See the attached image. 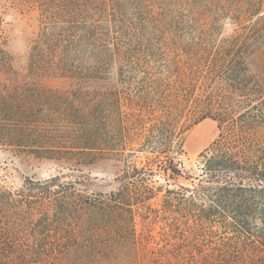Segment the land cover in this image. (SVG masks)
Listing matches in <instances>:
<instances>
[{
  "label": "trees",
  "instance_id": "16d2710c",
  "mask_svg": "<svg viewBox=\"0 0 264 264\" xmlns=\"http://www.w3.org/2000/svg\"><path fill=\"white\" fill-rule=\"evenodd\" d=\"M12 9L39 32L24 72L0 42V149L61 170L0 176V264H264V0H0V21ZM103 160L116 174L90 189Z\"/></svg>",
  "mask_w": 264,
  "mask_h": 264
},
{
  "label": "rangeland",
  "instance_id": "374dc122",
  "mask_svg": "<svg viewBox=\"0 0 264 264\" xmlns=\"http://www.w3.org/2000/svg\"><path fill=\"white\" fill-rule=\"evenodd\" d=\"M233 28V24L228 23L225 26V34L232 32ZM38 32L39 19L36 14L13 9L3 14L0 21V42H3V47L13 56L14 67L19 71L24 72L28 66L31 44ZM219 133L217 122L211 119L192 126L185 138L186 153L181 158L186 170L191 172L196 170L200 153L212 145ZM114 163L113 160H103L86 169L90 189L103 188L105 181L102 178L112 181L116 174ZM60 170V166L54 162L19 157L11 151L0 149V176L3 184L9 189L22 188L27 177L46 179L57 175ZM63 173V181L75 180L79 177L78 172L65 170ZM163 182L164 180L161 179L159 184ZM177 183L174 185L176 188L181 184L188 185L189 181L180 177ZM158 204L159 200H156L155 206ZM136 225L142 232L144 225L141 213L137 215Z\"/></svg>",
  "mask_w": 264,
  "mask_h": 264
}]
</instances>
